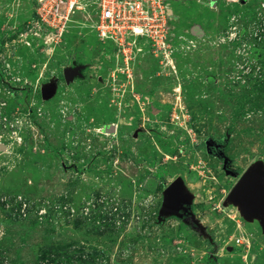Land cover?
Segmentation results:
<instances>
[{
    "label": "rangeland",
    "instance_id": "374dc122",
    "mask_svg": "<svg viewBox=\"0 0 264 264\" xmlns=\"http://www.w3.org/2000/svg\"><path fill=\"white\" fill-rule=\"evenodd\" d=\"M169 4L165 49L125 61L0 0V264H264L229 198L264 165V0ZM176 179L205 235L162 209Z\"/></svg>",
    "mask_w": 264,
    "mask_h": 264
},
{
    "label": "built area",
    "instance_id": "2783aa9c",
    "mask_svg": "<svg viewBox=\"0 0 264 264\" xmlns=\"http://www.w3.org/2000/svg\"><path fill=\"white\" fill-rule=\"evenodd\" d=\"M170 1L38 0L36 14L37 20L46 24L65 20L66 23L89 28L95 32L99 42L112 43V51L128 61L131 51L143 53L149 49L147 44H151L155 52L165 49L171 18ZM217 1L213 0V3ZM209 243L212 248L209 255L213 256L216 244L212 239Z\"/></svg>",
    "mask_w": 264,
    "mask_h": 264
},
{
    "label": "water",
    "instance_id": "95a60500",
    "mask_svg": "<svg viewBox=\"0 0 264 264\" xmlns=\"http://www.w3.org/2000/svg\"><path fill=\"white\" fill-rule=\"evenodd\" d=\"M52 90H43L42 96L50 99L53 96ZM114 128L111 127V131ZM165 204L163 210L167 213H181L185 218L190 219L193 224L205 235L204 228L190 211L189 203L191 198L187 195L182 182L178 179L171 182L165 189ZM230 199L234 204L239 205L242 215L252 220L259 219L264 230V165L254 164L244 171L230 192Z\"/></svg>",
    "mask_w": 264,
    "mask_h": 264
},
{
    "label": "bare ground",
    "instance_id": "6f19581e",
    "mask_svg": "<svg viewBox=\"0 0 264 264\" xmlns=\"http://www.w3.org/2000/svg\"><path fill=\"white\" fill-rule=\"evenodd\" d=\"M171 11V10H170ZM171 14H172V12H171ZM46 44L48 45V44H50V39H49V37L46 39ZM164 60L167 62V64L165 65V66H171V68H173L174 69V63H173V61L172 60H169V55H166V57L164 58ZM166 68V67H165ZM178 89L179 88H176V91H178ZM107 132V131H106ZM236 205V207H237V210L241 213V209H240V207H239V205H237V204H235ZM242 214V213H241ZM250 221V220H249ZM237 240H239V243H240V241H241V239H237ZM237 240H236V242H237ZM238 243V244H239Z\"/></svg>",
    "mask_w": 264,
    "mask_h": 264
},
{
    "label": "crops",
    "instance_id": "0c3cea01",
    "mask_svg": "<svg viewBox=\"0 0 264 264\" xmlns=\"http://www.w3.org/2000/svg\"><path fill=\"white\" fill-rule=\"evenodd\" d=\"M262 232L264 233V231L262 230Z\"/></svg>",
    "mask_w": 264,
    "mask_h": 264
},
{
    "label": "flooded vegetation",
    "instance_id": "af4514ba",
    "mask_svg": "<svg viewBox=\"0 0 264 264\" xmlns=\"http://www.w3.org/2000/svg\"><path fill=\"white\" fill-rule=\"evenodd\" d=\"M215 249H216V245H215Z\"/></svg>",
    "mask_w": 264,
    "mask_h": 264
},
{
    "label": "clouds",
    "instance_id": "9594fccd",
    "mask_svg": "<svg viewBox=\"0 0 264 264\" xmlns=\"http://www.w3.org/2000/svg\"><path fill=\"white\" fill-rule=\"evenodd\" d=\"M215 251H216V249H215Z\"/></svg>",
    "mask_w": 264,
    "mask_h": 264
}]
</instances>
